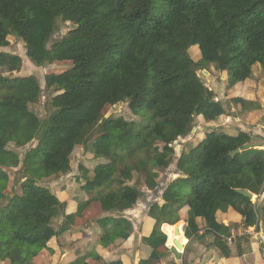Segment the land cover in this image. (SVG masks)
Wrapping results in <instances>:
<instances>
[{
  "label": "trees",
  "instance_id": "16d2710c",
  "mask_svg": "<svg viewBox=\"0 0 264 264\" xmlns=\"http://www.w3.org/2000/svg\"><path fill=\"white\" fill-rule=\"evenodd\" d=\"M65 23L74 28L50 44L59 24ZM10 36L22 41L35 67L70 66L44 76L53 109L44 123L30 108L40 99L39 80L0 76V263L30 264L56 236L51 221L66 204L47 184L71 172L76 149L101 160L92 167L78 166L74 183L81 185L86 199L77 202L76 213L99 204L108 214L96 221L99 241L108 247L130 237L133 225L122 213L142 197L143 187L157 189L166 169L158 162L170 161L173 145L191 132L194 120L207 124L224 115L198 71L212 66L226 74L230 90L259 69L264 87V0H0V49L9 45ZM194 47L197 60L188 54ZM21 65L19 56L0 51L1 71L18 72ZM230 101L242 110L260 108L240 97ZM120 103L133 115L146 111L147 123L135 130L134 120L103 116L106 106ZM115 138L122 142L112 145ZM33 142L22 156L16 151ZM252 143L257 144L247 150L252 151L249 155L246 150L231 155ZM263 146L261 137L240 130L235 135L208 131L199 142L186 143L180 164L186 177L162 191V204L149 206L153 228L142 243L151 252L138 264H161L168 256L165 245L181 227L182 241L212 236L211 246L222 258H230L223 239L230 228L218 222V212L233 211L245 229L260 232ZM15 169L24 180L21 195L2 204L9 171ZM237 190L257 196L256 202ZM68 227L64 221L62 229ZM241 239L249 238L237 241ZM237 251L244 254L239 246ZM186 263L182 258L181 264Z\"/></svg>",
  "mask_w": 264,
  "mask_h": 264
},
{
  "label": "rangeland",
  "instance_id": "374dc122",
  "mask_svg": "<svg viewBox=\"0 0 264 264\" xmlns=\"http://www.w3.org/2000/svg\"><path fill=\"white\" fill-rule=\"evenodd\" d=\"M73 28L74 27L71 23L59 24L58 31L55 33V35L51 39L50 44L61 39L64 35H66ZM8 41H9V45L5 48H1L0 51L19 56L22 60V65H21V68L18 72L7 73V72H3L0 70V76L7 77V78L35 76L39 80L41 88H42L40 99L36 105H33L30 108H31V111L34 113V117L38 120V122L44 123L47 120V117L49 116V114L53 111V109L49 105V100L52 98V92L44 89V76L48 73H51V72L52 73H60V72L64 71L65 69H67L70 66V63L64 62L61 64L48 65L46 67H39V68L35 67L25 56V48H24V44L22 43L21 40H19L18 38H15L13 36H10V37H8ZM188 54L194 60L199 59V52H198L197 47L190 48L188 50ZM198 76L200 77V79L202 80V82L204 83V85L207 88H209L210 90H213L214 92H218V94L220 96H223V94L228 91L227 86L225 84L226 74L219 72L214 67L210 66V67H208L207 70L198 71ZM244 82L250 83L249 85L253 88V90H251V91L254 93V95L257 96V99H260L261 97H263V96H261V91H263L264 89H262V85H263L262 83L263 82H262L261 72L259 69L255 70V73H253V76L250 79L236 83V85L233 88H231L230 90L231 91L235 90L236 86H239L240 83H244ZM238 90L241 91L240 88ZM239 91L236 90L232 94L238 95L240 93ZM230 92H228V93H230ZM218 94L216 93V97H218ZM220 103H222V102H220ZM227 104H228V106H226L222 103V106L226 111L225 112L226 115H228V112L230 111V108H231V104L233 105V103L231 101L230 102L227 101ZM257 104H258V101H257ZM234 106L236 107V105H234ZM237 106H238L237 107L238 111L236 109H234L235 110L234 113H238L240 116V119L239 120L232 119V122H233L232 123L233 124L232 129H235V128L239 129V127L250 128L251 124H252V123H250L252 120V117H251L252 115H249V114L252 112V109H249V110L243 109L242 110L240 105H237ZM248 111H250V113H248ZM255 115H257V116H255ZM255 115H254L255 118H254L253 126L255 128H257L258 130H262L264 132V111L262 113H259V114L257 113ZM103 116L105 118H107L109 116H122L127 120H134L135 121V124H134L135 130H137L140 127H142L143 125H145V123H147V119H148V113L146 111H142L137 115L131 114V112L127 108L126 103H120V104H117L114 106H106L103 109ZM208 125L203 123L199 118H196L194 120L193 128H192L191 132L186 137L179 139L173 145L174 155L172 156L170 161L169 162L167 161V164L164 163L162 160H160L158 162V165H159L158 167H160V166L164 167L165 166L166 169H165V173L163 175H161L160 179L158 180L157 189L154 191H150V193H148V195H150L149 197L152 201H153V197L157 193L158 189L159 190L163 189V188L165 189L172 182L171 176H170L171 172H175L176 174H178L179 175V176H177L178 178L179 177H186L185 173H183V171L181 170V166H180V164L183 163L182 149L184 148V145L188 142H192V143L199 142L200 139L203 137L204 132L213 131V129L209 130V129L205 128V126L209 127ZM248 125H250V126H248ZM220 129L221 128H218L217 130L221 131ZM40 130H41V128L39 129L37 134L40 133ZM228 133H232V132L227 131V134ZM233 133H235V132H233ZM232 135H235V134H232ZM110 141H111L112 145H116V144H119L122 142V138H120V139L115 138V139L110 140ZM34 145H35V142L27 145L25 148H22V149H19L16 151L18 152V154L20 156H22L27 148L33 147ZM8 148L10 150H14V147L12 144H9ZM251 152H252L251 150L247 151L246 154L249 155ZM83 154H84V152L81 151L79 153V155L75 158V160H73L74 173L77 175H78V172L76 169L77 164L80 160V157L83 156ZM86 155H87V153H86ZM84 160H85V163L88 164V166H90V167L95 165L94 159L91 157L87 156ZM68 176H70V174H68L65 177H68ZM9 179H10L9 188L7 190V193L4 197V199L2 200V204H5L8 201L13 200V199H15L21 195L20 186H21L22 182L24 181L22 178V172L19 169L10 170L9 171ZM143 179H145V177ZM69 181H70V179H66V180L60 181V183L58 184L60 186H58V190H57L56 194H55V192H54V194L59 199H60L61 193L64 191L65 187H66L65 190L67 192H69V193L72 192V185H71L72 181H70V184H69ZM47 186H49V185L47 184ZM50 188L53 190V188L51 186H50ZM142 190L146 192L147 189H146V187H143ZM143 199H145L144 196L138 198L135 201V204L137 203L138 200L143 201ZM256 199L257 198H255V200H253V202H256ZM94 204H95V206L99 207L98 203H94ZM69 206L72 208V201H70ZM71 208L69 210H71ZM60 212H61L60 210L57 211L56 212L57 216H55L51 221L52 227L57 232L55 239L61 238L62 236H66L67 232H71V233H73V235H75L74 239L77 240V235L75 233L78 230H74L73 227H79L80 228V225H82L83 227H85V229H87V225L89 222L84 225V223L80 224L79 220L81 218H86V219H88V221H92L95 217L94 213L87 214L88 215L87 216L86 215L87 212H84L82 214H77L76 212L71 213L69 211V213H68L67 210H65V209L62 213H60ZM220 214H226V212H220ZM64 221H66L69 225V227L66 230L62 229V225H63ZM95 230L96 231L93 232L94 236H93L92 241H88L86 233H81L78 237L79 243L77 245L75 244L74 246H71V247L70 246L69 247L64 246V248L67 249L71 254L69 256H67V258L62 262V264H82L83 262H87L90 264H104L107 260H121L122 259L118 255L111 254L109 256V255H107V253L106 254L104 253L105 250H110L114 246L115 242H113L108 247L107 246L105 247L104 244L99 241L101 229L99 228V230L98 229H95ZM258 234L260 236H262L261 231L258 232ZM95 236H96V238H94ZM83 237L85 239L83 241H80L81 239H83ZM36 257L30 262V264H38L40 261H41V263L44 261L40 257L39 258L37 257V260H39V261H37ZM170 260H173V259L171 258ZM176 262H179V261L176 260Z\"/></svg>",
  "mask_w": 264,
  "mask_h": 264
},
{
  "label": "crops",
  "instance_id": "0c3cea01",
  "mask_svg": "<svg viewBox=\"0 0 264 264\" xmlns=\"http://www.w3.org/2000/svg\"><path fill=\"white\" fill-rule=\"evenodd\" d=\"M225 82H226V80H225ZM249 84L250 83H247V82L240 83L239 86H236L235 90H232V91L228 90L226 93L223 94V96H220L218 94V92H215V94L216 93L218 94V97H216V100L222 102L226 106H228L227 101L230 102V100L232 98H236V97H240V98H243L244 100L252 101V102L258 101V105L260 106V108L259 109H252L251 113H250V111H248V113H250L249 115H252L251 116L252 120L250 122L252 124H251L250 128L239 127V129H236V128L232 129V127H233L232 119H236V120L240 119L239 114L234 113V111H235L234 109H236L238 111V109H237L238 106L236 105V107H235L234 106L235 104H233V105L231 104V108H230V111L228 112V115H226L224 113V115L220 116L217 121L207 123V124L205 123V124L206 125L209 124L208 126L212 127L213 131H218L217 129L221 128L220 129L221 131H219V132H223V133L227 134V131H229L232 133H228V134L232 135V134H236L237 131L240 130V131H243L246 133H250L251 135L261 137L264 140V132L262 130H258L257 128H255L253 126L254 118H255V116H257L255 114H257V113L259 114V113H262L264 111V90L261 91V96H263V97H261L260 99H257V96L254 95V93L251 91V90H253V88ZM239 88L241 89V91L238 90ZM262 89H264L263 85H262ZM236 90L239 91L240 93L238 95L232 94ZM228 92H230V93H228ZM248 126H250V125H248ZM206 127L207 126H205V128ZM233 132H235V133H233ZM257 143H255V144H257ZM260 149L264 150V146L261 147ZM81 151L84 152L85 155L83 154V156L80 157V160H79V162L77 164V168H76L77 172H78L79 164H86L84 159L87 156L93 158V156L90 153H87V155H86L85 151L82 148H78L75 150V152L73 154V160H75V158L79 155V153ZM94 162L96 165L99 162H101V160L96 159ZM69 174H70V176H68V177H65L68 175L67 174V175L61 177L57 181H52L51 183L48 184L49 185L48 187L50 188V186H51L53 188V190L51 188L50 189L53 192H55V194H56V192L58 190V186H60V185H58L60 183V181L70 179V181H72V184H71L72 185V192L71 193L67 192L65 190L66 189V187H65L64 191L61 193L60 199L59 198L58 199L61 202H64L66 204L65 210H67L68 213H69V211L71 213L72 212L75 213L76 208H77V202L80 200L86 199V195L80 189L81 185L75 186L74 176H76L77 174L74 173L73 162H72V170ZM170 176H171V181H173L176 178H178L177 176H179V175L176 174L175 172H171ZM70 181H69V184H70ZM163 189H160V190L158 189L157 193L153 197V201L150 199V197H149L150 195H148V193H150V191L146 190V192H147L146 193L145 191L142 190L143 191L142 197L144 196L145 199H143V201L138 200L137 203L133 206V208L126 210L122 213V216L127 218L133 225L132 234L125 241H122V240L115 241L114 246L110 250L104 251L105 254L107 253V255H109V256L111 254L118 255L120 258H122L120 261L123 264H138L141 259H146L149 257L151 250L149 247H147L146 245H144L142 243V239L148 237L151 234L152 228H153V223L148 218L147 212H148L149 206L152 203L157 202L159 204H162L161 194H162ZM70 201H72V208L69 206ZM69 207L71 208V210H69L70 209ZM99 207L95 206L94 203H91L88 206V208L84 211V212H87L86 215L90 214V213H94L95 217H94V219L92 218L93 219L92 221H88V219H86V218H81L79 220L80 224L84 223V225L89 222L87 225V229H85V227H83L82 225H80V228L79 227H73L74 230H78L75 233L77 235V240L74 239L75 235H73V233H71V232H67L66 236H62L61 238L55 239V237H53L48 242L47 248L40 250L38 252L37 257L38 258L40 257V258H42V260H44L42 263L40 261L38 264H62V262L67 258V256H69L71 254L67 249L64 248V246H68V247L70 246L71 247V246H74L75 244L77 245L79 243L78 237L81 233H86L88 241H92L93 236H94L93 232L96 231L95 229L99 230V228L96 224V221L108 215V214H104ZM184 213H185V210H182L180 214L183 215ZM217 220H218V222L222 223L224 226L229 227V228L232 227L235 230H237L238 232H240L241 234L245 233V235L236 238L235 241L229 245V247L231 249L230 258H228V259L222 258L220 256L218 250L211 246L213 243V237L209 236V235H205L204 238L201 240L200 239H192V240L188 241L186 239V242L184 244V249L182 252V256H181V260H182V258H185V260L187 262L186 264H264V238H263V236H260L258 234V232H256L253 228L245 229L242 226V217L239 214L234 213L233 211L229 210L226 212V214H220V212H218ZM180 222L182 223V226H183V222L182 221H180ZM164 226H166V225L162 226V228H161L162 231H163ZM199 228H200L199 234H203L204 226L202 224H199ZM163 233H164V231H163ZM173 233H174V231H173ZM182 234H183V230L181 227V231H180L181 239H182ZM245 236H248V238H249L248 242H244L243 239H241L242 241H240V242L237 241V239L245 237ZM94 238H96V236ZM173 238H174V236L172 234L168 240V246H167V244L165 245V247L167 248L168 256H166L162 260L161 264H181V260L179 262H176L174 255L169 253V251H168V248L173 246L172 245ZM84 239L85 238L83 237V239H81L80 241H83ZM237 246H239L241 251H244V254L242 256H238ZM37 257H36V260H37ZM171 258L173 260H170ZM37 261H39V260H37ZM109 261H116V260H107L106 262H109ZM0 264H8V263L4 262V263H0Z\"/></svg>",
  "mask_w": 264,
  "mask_h": 264
},
{
  "label": "water",
  "instance_id": "95a60500",
  "mask_svg": "<svg viewBox=\"0 0 264 264\" xmlns=\"http://www.w3.org/2000/svg\"><path fill=\"white\" fill-rule=\"evenodd\" d=\"M206 128L209 129V130L212 129V127H206ZM254 147H255L254 143L246 144V145L242 146L240 149H237V150L231 152V155L235 156L240 151H245V150H247L249 148H254ZM237 193L241 194L244 197H247L251 201H253V200H255V198H257V196L253 195L252 193H250L249 191H246V190H237ZM263 207H264V191H263V194H262V197H261V200H260V203H259V208H258V215H259V220H260V231H261V235L264 238V217H263V214H262ZM174 233L177 236V235L180 234V231L176 229ZM173 244H174V246L170 247L168 249V251H169V253L174 255V257H175V259L177 261H180L181 260V256H182V252H183V249H184V245L179 243L177 240H174Z\"/></svg>",
  "mask_w": 264,
  "mask_h": 264
},
{
  "label": "built area",
  "instance_id": "2783aa9c",
  "mask_svg": "<svg viewBox=\"0 0 264 264\" xmlns=\"http://www.w3.org/2000/svg\"><path fill=\"white\" fill-rule=\"evenodd\" d=\"M243 235H245V233L241 234L240 232H238L234 228L230 227L229 235L228 236H224L223 239L226 241V243L228 245H230V244H232L235 241L236 238L241 237Z\"/></svg>",
  "mask_w": 264,
  "mask_h": 264
},
{
  "label": "bare ground",
  "instance_id": "6f19581e",
  "mask_svg": "<svg viewBox=\"0 0 264 264\" xmlns=\"http://www.w3.org/2000/svg\"><path fill=\"white\" fill-rule=\"evenodd\" d=\"M176 229L179 230L178 228H175V229H174V232H175ZM173 236H174L173 241H172V245H173V246H174V244H173L174 240H177V241H178L179 243H181L182 245L185 244V242L182 241L180 234L176 236L175 233H173Z\"/></svg>",
  "mask_w": 264,
  "mask_h": 264
}]
</instances>
